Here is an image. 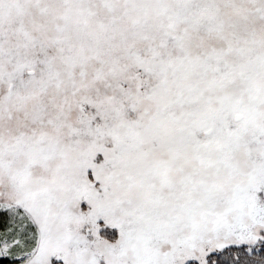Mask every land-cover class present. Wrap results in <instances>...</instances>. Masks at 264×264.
Masks as SVG:
<instances>
[{"label": "snow or ice", "instance_id": "1", "mask_svg": "<svg viewBox=\"0 0 264 264\" xmlns=\"http://www.w3.org/2000/svg\"><path fill=\"white\" fill-rule=\"evenodd\" d=\"M0 264H264V0H0Z\"/></svg>", "mask_w": 264, "mask_h": 264}]
</instances>
